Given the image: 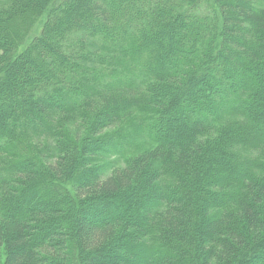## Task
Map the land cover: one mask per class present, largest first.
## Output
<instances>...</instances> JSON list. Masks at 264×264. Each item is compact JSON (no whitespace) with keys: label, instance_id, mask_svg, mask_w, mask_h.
<instances>
[{"label":"trees","instance_id":"1","mask_svg":"<svg viewBox=\"0 0 264 264\" xmlns=\"http://www.w3.org/2000/svg\"><path fill=\"white\" fill-rule=\"evenodd\" d=\"M5 92L0 264H264V0H0Z\"/></svg>","mask_w":264,"mask_h":264},{"label":"rangeland","instance_id":"2","mask_svg":"<svg viewBox=\"0 0 264 264\" xmlns=\"http://www.w3.org/2000/svg\"><path fill=\"white\" fill-rule=\"evenodd\" d=\"M31 24V22L30 23H28L27 25H26V27L27 26H29ZM25 27V29L24 28H22V30L20 31V32H23L24 30H26V29H28V28H26ZM33 33H34V36H35V32L33 31ZM34 70V68H26V75L24 74V76L22 77L21 76V74L19 73V74H17L15 77H14V80L16 81V82H18V86L20 87V92H22V97H19V98H17V99H20L21 101H23V103H24V105H25V103H27L28 102V98H29V96H30V94H31V92L29 91L30 89L28 88L30 85H28L27 83H32V82H29V80H31V79H33L32 78V74H34V72H32ZM28 74V75H27ZM27 76H28V81H26L27 80ZM34 95V94H33ZM39 94H37V95H35L34 97L36 98L37 96H38ZM87 95H88V93H87ZM3 99H2V101L0 102L1 103V105H3V104H10V103H12V102H15V101H18V100H16L15 98H14V96H12V94H9V93H4L3 94ZM67 100L68 99V97L67 96H63V97H61L60 98V100ZM13 100V101H12ZM41 102H43V100H40ZM49 101V100H48ZM54 102V99L53 100H51V102ZM68 102H70L71 100L70 99H68L67 100ZM29 104V103H28ZM20 111H21V108H19V107H14V108H11L10 109V112H11V114L13 115V114H15V115H17V116H20L21 114H20ZM81 114V112H77V115L79 116ZM81 117L82 118H80V119H85L86 117H84L83 118V114H81ZM10 121V120H9ZM87 121V120H86ZM85 120H84V122H81V121H79V122H81V123H84L86 126H87V122H86ZM8 124H10V122L8 123ZM85 126V127H86ZM85 135H86V133H85ZM43 135H41L40 137H38V141H42L43 140V142L45 143V144H47V145H50L51 144V142L52 141H54V139L56 140L57 138H52V139H50L49 141H45L44 140V138L42 137ZM83 137H84V135H83ZM41 138V139H40ZM73 143V142H72ZM73 144H76V143H73ZM100 147V149H102V147H104V149H106L107 150V145L105 146V145H101V146H99ZM90 154H92V152H89V155ZM102 157V156H101ZM102 159L103 160H107V158H105V157H102ZM89 160H90V156H89ZM114 160V159H113ZM90 163V162H89ZM88 163V164H89ZM90 165L91 164H89V165H87V167L88 168H90ZM52 201L53 202H55L56 201V198L55 197H53L52 198ZM38 203V202H37ZM40 206H42L43 208H45V206L43 205V204H39ZM61 208L63 207V205L62 206H60ZM16 209V208H15ZM88 217H89V219H91V220H93V221H95V217L94 216H89L88 215ZM87 217V218H88ZM61 227V226H60Z\"/></svg>","mask_w":264,"mask_h":264}]
</instances>
